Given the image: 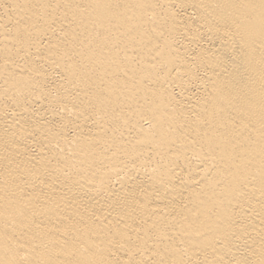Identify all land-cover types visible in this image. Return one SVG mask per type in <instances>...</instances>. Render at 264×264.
Here are the masks:
<instances>
[{"label": "bare ground", "instance_id": "1", "mask_svg": "<svg viewBox=\"0 0 264 264\" xmlns=\"http://www.w3.org/2000/svg\"><path fill=\"white\" fill-rule=\"evenodd\" d=\"M0 264H264V0H0Z\"/></svg>", "mask_w": 264, "mask_h": 264}]
</instances>
